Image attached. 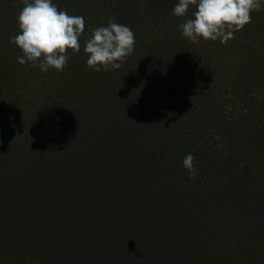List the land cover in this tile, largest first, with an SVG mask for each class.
<instances>
[{"label": "trees", "instance_id": "trees-1", "mask_svg": "<svg viewBox=\"0 0 264 264\" xmlns=\"http://www.w3.org/2000/svg\"><path fill=\"white\" fill-rule=\"evenodd\" d=\"M15 2L0 0V47L19 33ZM120 2L53 0L83 15L81 51L62 72L30 63L21 95L0 65V117L28 115L0 141V264H264V0L233 39L198 44L181 35L191 6ZM109 18L135 50L96 72L84 42Z\"/></svg>", "mask_w": 264, "mask_h": 264}, {"label": "clouds", "instance_id": "clouds-1", "mask_svg": "<svg viewBox=\"0 0 264 264\" xmlns=\"http://www.w3.org/2000/svg\"><path fill=\"white\" fill-rule=\"evenodd\" d=\"M23 7L17 16L19 33L11 38L23 53L18 63L39 66L42 72L50 68L62 72L72 55L81 51L80 38L86 22L83 16L69 15L61 10L53 0H21ZM192 18L180 25L181 35L193 44L204 41L226 43L234 38V33L242 31L252 22V12L260 11L261 0H179L173 9L176 17H186L190 8ZM135 33L124 24L109 18L107 26L91 30L84 42L87 67L96 72L117 70L135 50ZM67 149V148H66ZM195 157L187 154L183 167L189 177L194 178L197 169Z\"/></svg>", "mask_w": 264, "mask_h": 264}, {"label": "rangeland", "instance_id": "rangeland-1", "mask_svg": "<svg viewBox=\"0 0 264 264\" xmlns=\"http://www.w3.org/2000/svg\"><path fill=\"white\" fill-rule=\"evenodd\" d=\"M8 1V0H6ZM127 1L129 0H122V2H120L119 7H117L115 10H121L126 4ZM131 1V0H130ZM16 2L18 4H21V0H16ZM15 2V3H16ZM179 1L178 0H161V7L163 9H165V12H170L172 11V7L175 6ZM10 8V7H9ZM77 8V7H76ZM85 10V7H81V8H77L74 9L70 12V14H77L78 12L83 14ZM109 9H107L106 11H98L99 15H105L106 13H109ZM112 14V12H110ZM83 16V15H82ZM14 17V15H13ZM4 27L0 26V40L2 41L3 39H6L4 37ZM10 36L7 37V39H9ZM11 40H8L7 42H5V46L0 47V65L1 66H8L9 70L7 71L8 73V77L6 79H4L3 83H7L8 87L10 88V90L12 91H19L20 95L22 94V90L21 87L26 85L28 82H30V78H33L35 76V74L33 72H28L27 67L29 66L30 63H26V64H19L18 63V59L15 60L13 59V57L8 54L7 52H9V50L11 49V47H13V43L10 42ZM13 51V50H12ZM20 57V56H18ZM2 69V68H0ZM2 73V71L0 70V74ZM9 79V80H7ZM41 89V90H40ZM45 89V86L42 87H38L37 89L32 90V94L34 95H38L39 97L41 96V94L39 93H43V90ZM53 91V90H52ZM44 96V95H42ZM10 95L5 96V98H9ZM19 99L21 100V97H17L15 96L13 99ZM23 98V97H22ZM22 103L23 105L26 103L24 98L22 99ZM21 102V101H20ZM19 109H23V107H19ZM27 114L26 112L24 114H22L21 116H19V119L15 118H9V117H0V141L1 138L3 136H7L6 134H8V136L12 135L13 133H16L17 136L20 135L21 133H23L28 126V118H27ZM10 133V134H9ZM7 136V137H8Z\"/></svg>", "mask_w": 264, "mask_h": 264}]
</instances>
